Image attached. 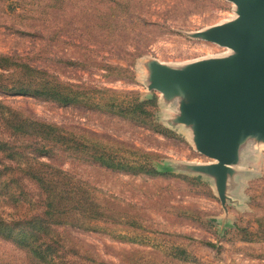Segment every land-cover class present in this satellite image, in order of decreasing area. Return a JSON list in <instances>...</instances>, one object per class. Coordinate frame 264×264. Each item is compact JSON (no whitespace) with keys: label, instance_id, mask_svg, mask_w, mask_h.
<instances>
[{"label":"rangeland","instance_id":"1","mask_svg":"<svg viewBox=\"0 0 264 264\" xmlns=\"http://www.w3.org/2000/svg\"><path fill=\"white\" fill-rule=\"evenodd\" d=\"M239 18L231 0H0V54L26 58L67 82L133 92L141 99L152 94L159 98L150 112L166 134L84 106L0 92L5 106L53 124L77 142L86 141L90 156L96 145L99 154L133 165L157 162L176 167L167 176H134L63 149H56L52 158L41 157L85 183L106 214L95 225L97 231L61 226L66 243L76 245L75 260L264 264V144L250 138L238 146L237 164L229 167L222 198L215 176L184 170L216 164L197 150L193 130L180 122L183 103L191 104L192 97L167 98L152 88L153 63L178 71L236 56L202 35ZM105 62L122 64L131 74L122 79L106 76ZM5 164L1 157L0 213L10 220L25 210L26 203L9 204L3 197ZM245 236L250 241H243ZM0 263L26 264V259L0 239Z\"/></svg>","mask_w":264,"mask_h":264},{"label":"trees","instance_id":"2","mask_svg":"<svg viewBox=\"0 0 264 264\" xmlns=\"http://www.w3.org/2000/svg\"><path fill=\"white\" fill-rule=\"evenodd\" d=\"M66 63L81 69L88 68L75 60H66ZM102 67L106 76L116 75L122 79L127 77L124 74H131L130 69L122 64L105 62ZM0 92L30 96L61 106H84L167 133L152 121L150 107H155L159 101L156 94L141 99L133 92L123 94L107 87L67 82L19 56L0 54ZM127 97L132 98L128 101ZM0 114L3 123L0 128V158L7 161L2 171L8 175L3 183V197L9 204L26 203L25 210L10 220L3 212L0 213V239L17 247L26 264H83L75 260L76 245L66 243L67 236L60 228L70 225L97 231L99 227L95 225L106 217L99 199L85 183L42 161L41 157L52 158L56 149H63V152L79 155L85 160L91 159L108 170L134 176L160 177L176 170V167L157 162L133 165L117 156L99 154L96 145L92 149L95 154L90 156L86 141L77 142L61 128L26 117L1 101ZM145 156L151 157L149 154ZM244 233L247 235L248 232L244 230ZM243 241L248 242L250 238L245 236Z\"/></svg>","mask_w":264,"mask_h":264},{"label":"water","instance_id":"3","mask_svg":"<svg viewBox=\"0 0 264 264\" xmlns=\"http://www.w3.org/2000/svg\"><path fill=\"white\" fill-rule=\"evenodd\" d=\"M239 20L202 35L236 56L202 62L188 70L153 63L152 88L167 97H192L183 103L184 125L191 127L197 150L216 164L184 170L213 175L221 197L238 146L255 139L264 144V0H231Z\"/></svg>","mask_w":264,"mask_h":264}]
</instances>
